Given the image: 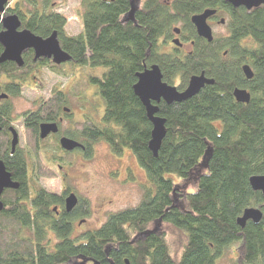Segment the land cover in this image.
<instances>
[{
    "label": "trees",
    "instance_id": "obj_1",
    "mask_svg": "<svg viewBox=\"0 0 264 264\" xmlns=\"http://www.w3.org/2000/svg\"><path fill=\"white\" fill-rule=\"evenodd\" d=\"M11 1L8 11L18 16L22 29L42 38L57 33L71 57L68 66L105 69L71 88L82 97L95 86L103 102L99 121L84 115L73 122L74 132H66L84 143L82 157L90 158L99 142L116 157L128 150L149 185L142 187L136 206L109 213L97 229L74 234V220L89 214V202L81 198L66 212L65 192L33 186L27 162L31 155L40 180L56 177L43 153H51L53 163L72 164L73 154L57 140L44 145L39 137L40 124L59 125L58 119L67 116V95L53 89L36 110L20 115L23 145L13 153L9 133L11 99L23 92L30 74L43 68L61 78L70 73L64 64L34 61L31 50L22 54L21 67L0 63V94L8 96L0 104V160L19 185L1 196L0 264H73L76 258L99 264H217L239 241L241 253L233 264H264V209L257 224H237L245 209L263 204L249 180L264 175V5L247 10L224 0H143L131 20V0H80L82 31L70 36L67 17L54 11L55 0ZM207 9L227 17V34L211 42L200 38L191 23L192 16ZM177 25L179 42L188 49L164 52ZM151 65L178 91L195 75L213 80L186 101L157 104L165 136L156 157L149 149L152 124L133 92L136 75ZM244 65L253 71L250 80ZM236 88L250 94L248 104L235 100ZM157 225L160 230L139 237Z\"/></svg>",
    "mask_w": 264,
    "mask_h": 264
},
{
    "label": "rangeland",
    "instance_id": "obj_2",
    "mask_svg": "<svg viewBox=\"0 0 264 264\" xmlns=\"http://www.w3.org/2000/svg\"><path fill=\"white\" fill-rule=\"evenodd\" d=\"M79 2L80 0H55L54 11L67 17L65 30L70 36L77 35L82 31V11ZM142 2L143 0H135L138 7ZM222 18L225 21L223 24L215 22L209 24L213 37L227 34V17L223 16ZM174 27L179 28L178 25ZM185 49H188V44ZM65 69L69 73L76 72V68L72 66H65ZM104 71L103 68L91 69L95 76H99ZM68 80L43 68L30 74L25 82L23 92L18 97L11 99L14 118L12 127L19 134L20 144L23 145L20 138L23 131L20 115L29 110H36L40 101L47 98L53 89L63 90L66 93L68 99L66 108L75 112L71 119L63 123L62 134L70 129L73 121H81L84 115H89L97 121L100 120L103 114V102L99 96L94 94L96 87L92 86L90 89L92 91L76 98L71 93L75 80ZM54 141L56 139L49 137L45 140L44 145L52 144ZM93 149V154L88 159L76 153L71 165L64 162L53 163L51 153H43L41 157L44 163L56 172V177L51 180L36 178L33 174L34 158L27 155L33 186L43 188L51 193H60L66 187L89 202V214L74 220V234L97 229L105 222L109 213L136 206L142 196V187L149 185L145 172L130 151L125 150L121 157H116L104 142L96 143ZM58 166H61L62 169L59 170ZM129 173L132 174L133 180H130ZM158 229L160 230L161 227ZM170 240L172 242L169 241V244L174 250L173 239ZM241 247L242 241L231 245L217 264H233L241 253Z\"/></svg>",
    "mask_w": 264,
    "mask_h": 264
},
{
    "label": "water",
    "instance_id": "obj_3",
    "mask_svg": "<svg viewBox=\"0 0 264 264\" xmlns=\"http://www.w3.org/2000/svg\"><path fill=\"white\" fill-rule=\"evenodd\" d=\"M224 1L232 8L244 7L247 10L264 5V0ZM8 2L9 0H0V26L2 28L0 31V45L3 49L0 54V63L13 62L18 67H21L23 65L22 54L27 50H31L33 52L34 61L44 58L50 60L54 65H61L71 61V57L62 50L56 32H53L46 38H42L33 34L28 29H22L21 22L17 15L4 16ZM134 11L135 6L133 3H130L129 15L131 20H133L132 16ZM215 13L216 10L207 9L201 14L191 17V23L196 30V34L207 42H211L213 40L212 29L208 25L207 21L210 17L215 15ZM221 22L223 23L224 19H222ZM175 33L178 34L179 30L176 29ZM173 44L175 46H180L179 39L173 40ZM242 71L247 80L252 79L253 71L248 65H244L242 67ZM136 78L137 82L133 86V92L144 106L147 117L152 124L149 149L156 157L165 136V120L157 116V104L161 101L168 105L186 101L196 95L205 85L213 84V80L206 78L203 73L195 75L190 77L185 90L178 91L177 87L163 82L161 71L157 65H151L149 68H145L142 72L136 75ZM233 96L238 103L248 104L250 101V94L245 89H234ZM7 98L8 96L6 94H0V102ZM9 131L12 135L11 152L13 153L18 145L19 137L15 129L10 128ZM57 132L58 126L56 123H42L39 126V137L42 140L47 138L50 134H56ZM59 144L60 147L67 152L74 151L77 148H83L81 144L67 137H62ZM249 184L253 191L261 193L263 204L262 208L250 207L244 210L242 216L237 220V224L240 228H244L247 221L257 224L263 216L264 175L251 177ZM18 186V183L12 181L10 173L6 170L4 163L0 160V211L3 208L1 196L4 190L17 189ZM64 204L66 212H71L77 204L76 195L74 193L69 194L65 198ZM158 228L159 227L157 225L153 230L147 231L142 235H139V237L155 233ZM81 259L82 261L80 263L74 264H85V261H88V259L85 258ZM93 264L99 263L93 262Z\"/></svg>",
    "mask_w": 264,
    "mask_h": 264
},
{
    "label": "flooded vegetation",
    "instance_id": "obj_4",
    "mask_svg": "<svg viewBox=\"0 0 264 264\" xmlns=\"http://www.w3.org/2000/svg\"><path fill=\"white\" fill-rule=\"evenodd\" d=\"M13 1H11V0H9V2H8V5L6 6V10H5V14H4V16H8V15H15L14 13H10L8 10L10 9V10H13V6H14V2L12 3ZM11 3H12V5H11ZM130 3H133L134 4V6H135V9L138 7V6H136V4H135V0H131V2ZM215 10V9H214ZM223 18H220L219 16H218V11H216V13H215V15H213L212 17H210L209 19H208V21H207V23H208V25L209 24H211V23H220V24H223L222 22H221V20H222ZM21 22V21H20ZM0 28H1V26H0ZM2 29V28H1ZM1 29H0V31H1ZM175 39H179L178 38V34H176V33H174V35L171 37V39L168 41V47H166L164 50V52H168V51H173V50H178V51H181V50H183V51H187L186 49H185V46L186 45H182V44H180V46H178V47H175V45L173 44V40H175ZM34 56V55H33ZM50 61V60H49ZM71 62V61H70ZM70 62H68V63H70ZM68 63H65L64 65L65 66H68ZM76 69V72H74V73H70V75H69V77H67L66 79H69L68 81H73V80H75V82L74 83H76V81L78 82L79 80H83V79H86V80H89L90 78H92V77H96L92 72H91V69L90 68H85V67H75ZM76 73V74H75ZM59 77V76H58ZM172 86H175V87H177V84H174V85H172ZM61 91H63V90H61ZM90 91H92V90H90ZM89 91V92H90ZM64 92V91H63ZM65 93V92H64ZM66 94V93H65ZM74 96V95H73ZM74 97H76V98H79L78 96H74ZM2 103V101L0 102V104ZM38 106H39V104H38ZM66 109V110H65ZM63 112L65 113V114H67V116H62V117H60L59 119H58V122H59V125L57 124V126H58V132L56 133V134H50L49 136H47V138H49V137H53L54 139H56L57 141H58V143H59V141H60V139L62 138V137H67V138H69V139H72V138H70V137H68L67 136V134H66V132L67 131H73L74 132V128H73V125L70 127V129H68L64 134H62V131H61V127H62V125H63V123L65 122V121H67V120H69V119H71L72 118V115L75 113V112H73V111H70L68 108H66L65 106L63 107ZM14 120V119H13ZM73 122H78V121H73ZM21 123H22V119H21ZM49 123H55V122H49ZM12 124H13V122L11 123V125H10V128H13L12 127ZM22 126H23V129H24V125H23V123H22ZM9 128V129H10ZM13 129H15V128H13ZM1 131V130H0ZM17 132V131H16ZM23 132V131H22ZM9 133H10V131H9ZM18 133V132H17ZM22 135V134H21ZM21 135H20V138H21ZM10 136H11V138H12V135H11V133H10ZM18 137H19V134H18ZM47 138H45V139H43L44 141L47 139ZM42 140V139H41ZM72 140H74V141H76V142H78L79 144H81L82 146H83V148L81 149V148H77V149H75L74 151H71V152H68V153H71V154H73V156H75V154L77 153V155H79V156H83L82 154H83V152H84V149H85V146H84V143L83 142H79L78 140H75V139H72ZM19 144H20V139H19V142H18V145L17 146H19ZM60 145V144H59ZM61 148V147H60ZM62 149V148H61ZM63 150V149H62ZM63 151H65V150H63ZM14 152V151H13ZM65 152H67V151H65ZM12 153V152H11ZM65 163V162H64ZM67 164V163H66ZM58 169L59 170H61L62 169V167L61 166H58ZM62 191H64L65 192V198L69 195V194H71V193H74V192H72L69 188H66V187H64V190H62ZM75 194V193H74ZM76 195V197H77V204H78V202H79V200L81 199L77 194H75ZM65 198H64V202H65ZM76 204V205H77ZM63 206H64V209H65V204H63ZM81 259H79V258H76V259H74V261L75 262H77V261H80ZM85 264H93V262H91V261H85Z\"/></svg>",
    "mask_w": 264,
    "mask_h": 264
},
{
    "label": "bare ground",
    "instance_id": "obj_5",
    "mask_svg": "<svg viewBox=\"0 0 264 264\" xmlns=\"http://www.w3.org/2000/svg\"><path fill=\"white\" fill-rule=\"evenodd\" d=\"M175 29H178V28H175ZM79 259H81V258H79ZM81 261H82V259H81L80 261H77V262L73 261V264H74V263H79V262H81Z\"/></svg>",
    "mask_w": 264,
    "mask_h": 264
}]
</instances>
